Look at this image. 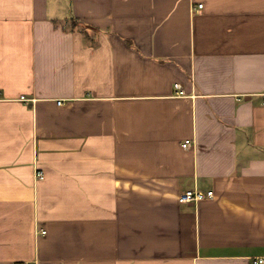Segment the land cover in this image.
Returning <instances> with one entry per match:
<instances>
[{"label": "crops", "instance_id": "obj_1", "mask_svg": "<svg viewBox=\"0 0 264 264\" xmlns=\"http://www.w3.org/2000/svg\"><path fill=\"white\" fill-rule=\"evenodd\" d=\"M263 93L264 0H0V264H260Z\"/></svg>", "mask_w": 264, "mask_h": 264}, {"label": "built area", "instance_id": "obj_2", "mask_svg": "<svg viewBox=\"0 0 264 264\" xmlns=\"http://www.w3.org/2000/svg\"><path fill=\"white\" fill-rule=\"evenodd\" d=\"M203 8V4H200L199 5V10H201ZM176 88L179 89V92L180 93H183V90L181 88V85L180 84H176ZM263 98H264V93H263ZM59 104H63L62 101H59ZM191 141L190 140H187L186 142L183 143V147L184 148H188L189 146H191ZM37 176L39 179H44L45 177V174H44V171L43 170H38L37 171ZM214 196V193L213 192H207L206 194L199 191V190H186L184 192H182L180 195H179V201L181 203H188V204H191V203H197V202H200L206 198H212ZM42 233H46L45 230L42 231ZM258 263L262 264L264 263V257L262 258H259L257 260Z\"/></svg>", "mask_w": 264, "mask_h": 264}]
</instances>
